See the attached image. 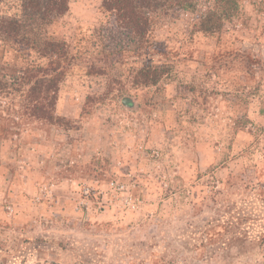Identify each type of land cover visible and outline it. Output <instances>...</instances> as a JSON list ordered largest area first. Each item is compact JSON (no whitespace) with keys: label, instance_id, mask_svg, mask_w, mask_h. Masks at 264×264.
Wrapping results in <instances>:
<instances>
[{"label":"rangeland","instance_id":"obj_1","mask_svg":"<svg viewBox=\"0 0 264 264\" xmlns=\"http://www.w3.org/2000/svg\"><path fill=\"white\" fill-rule=\"evenodd\" d=\"M102 3L38 29L69 49L57 122L28 115L25 86L0 94V264H264V2L205 33L200 0L145 38ZM143 67L166 71L145 85Z\"/></svg>","mask_w":264,"mask_h":264},{"label":"trees","instance_id":"obj_2","mask_svg":"<svg viewBox=\"0 0 264 264\" xmlns=\"http://www.w3.org/2000/svg\"><path fill=\"white\" fill-rule=\"evenodd\" d=\"M21 13L17 17L0 19L1 42H14L17 50H35L46 65L34 60L18 66L7 58L5 45L0 44V94L14 85L27 87V110L31 118L57 122L54 107L58 99L59 85L66 76L69 49L65 41L39 34L47 26L69 11L70 0H18ZM200 0H103V8L112 12L120 23L145 38L150 25L157 16H166L170 11L194 10ZM264 2V0H261ZM239 12V0H212L201 17L199 29L205 33H217L225 20L233 19ZM38 32V33H37ZM40 36H39V35ZM38 35V37H37ZM95 70V69H93ZM97 69L96 72L101 73ZM166 69L143 67L137 73V83L156 84Z\"/></svg>","mask_w":264,"mask_h":264},{"label":"water","instance_id":"obj_3","mask_svg":"<svg viewBox=\"0 0 264 264\" xmlns=\"http://www.w3.org/2000/svg\"><path fill=\"white\" fill-rule=\"evenodd\" d=\"M122 101L127 106H135V100L131 97H124Z\"/></svg>","mask_w":264,"mask_h":264},{"label":"built area","instance_id":"obj_4","mask_svg":"<svg viewBox=\"0 0 264 264\" xmlns=\"http://www.w3.org/2000/svg\"><path fill=\"white\" fill-rule=\"evenodd\" d=\"M85 191H86V193H89L90 194L92 192V189L86 188Z\"/></svg>","mask_w":264,"mask_h":264}]
</instances>
